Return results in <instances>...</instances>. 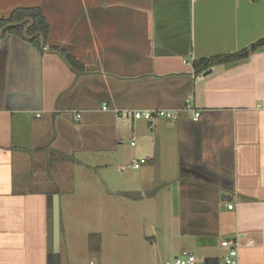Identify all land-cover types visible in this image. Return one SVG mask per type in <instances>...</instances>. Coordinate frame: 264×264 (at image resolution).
<instances>
[{
  "label": "crops",
  "instance_id": "0c3cea01",
  "mask_svg": "<svg viewBox=\"0 0 264 264\" xmlns=\"http://www.w3.org/2000/svg\"><path fill=\"white\" fill-rule=\"evenodd\" d=\"M31 6L50 24L45 48L0 37V264H85L89 256L97 261L89 264H160L183 251L218 264L227 239L238 240L240 264H264V48L206 77L193 67L264 38V0H0V17ZM146 109L181 113L152 126L133 121L132 135L118 127L117 111ZM130 135L128 160L138 154L145 166L167 168L169 181L140 190V200L96 181L102 194L75 186V165L91 175L106 169ZM85 154L97 161L76 158ZM49 195L59 197L61 233L59 259L51 261ZM113 197L173 203L168 229L138 209L102 211L95 230L73 226L74 215L92 221L90 204ZM146 225L152 231H142ZM91 234L100 236L95 253ZM112 234L118 252L106 244Z\"/></svg>",
  "mask_w": 264,
  "mask_h": 264
},
{
  "label": "rangeland",
  "instance_id": "374dc122",
  "mask_svg": "<svg viewBox=\"0 0 264 264\" xmlns=\"http://www.w3.org/2000/svg\"><path fill=\"white\" fill-rule=\"evenodd\" d=\"M55 1V0H51ZM65 1H70V0H65ZM32 3H38L39 0H31ZM130 124L123 126L122 124L119 123V128L121 130L125 131H130L128 128ZM131 134V133H129ZM132 135V134H131ZM130 135V136H131ZM133 136L130 138H127L126 140L123 141V145L120 146L118 149V152H113L111 154V162L110 165L106 169H99L96 170L95 174L91 175L86 172L85 168L79 165H75V186L76 187H83L86 189L90 190H97L98 194H102V192L98 191L94 186V182L96 181L99 186L105 184V187L109 190V192L113 193H123V192H139L140 190L146 191L148 189L150 190H156L158 188V185L161 183V181H169V178L171 176V171H169L167 168H162L161 170L152 168L151 164L148 165H142L141 168L139 169H130L128 168L124 172L118 171V167L120 166H127L131 163V160H128V157L130 154L135 151V147L131 146V140ZM139 155L136 154L134 155L133 159H139ZM96 155H91V154H85V155H76V158L84 160L85 163L90 164L92 162L97 161ZM145 158V157H144ZM133 160V161H134ZM90 162V163H89ZM180 174V172L178 173ZM98 196V195H97ZM114 196V195H113ZM122 199V198H121ZM110 205L105 204L103 201H96L94 206L90 204V210H93L96 212V219L89 221L87 218V215L84 214V212L80 213L78 216H73L72 221H73V226L78 227L79 231L80 230H95L100 228L101 220L99 217V213L102 211H109L111 210L112 212L128 209V210H134L138 209L141 210L149 215L148 222L154 221L156 226L163 230L168 229L169 227V222L171 221V216H172V210H173V203L171 204L169 201L166 199L162 198H155L153 200H146L144 202H141L139 204H132L131 202H126V199H122V202H120V199L117 197H113L111 199ZM127 203V204H126ZM81 207H85L87 209L88 204L80 202ZM93 206V207H92ZM157 213L152 215L151 213ZM111 216V222H112V227L113 228H118L119 227V219L114 216ZM154 217V218H153ZM157 219V220H156ZM142 231H152L149 226L142 227ZM160 231V230H159ZM79 235V234H78ZM111 239L106 241V244L108 247H111L113 249L112 252H118V238L115 237L113 234L110 235ZM163 238V237H162ZM161 237L158 238V245L164 246L166 240L164 238L162 239ZM79 241V240H77ZM76 241V242H77ZM83 243V240L81 241ZM84 243H87V240H84ZM73 245V244H72ZM117 250V251H116ZM117 256V255H116ZM90 260L97 262L94 257H90L85 259V264H89ZM173 260V259H172ZM169 260V261H172ZM199 257H197V261H199ZM168 261V262H169ZM160 264H165L160 262Z\"/></svg>",
  "mask_w": 264,
  "mask_h": 264
},
{
  "label": "trees",
  "instance_id": "16d2710c",
  "mask_svg": "<svg viewBox=\"0 0 264 264\" xmlns=\"http://www.w3.org/2000/svg\"><path fill=\"white\" fill-rule=\"evenodd\" d=\"M50 30V24L43 9L39 6L19 7L12 10L7 17H0V37L14 35L34 46L39 51L45 48ZM262 48H264V38L233 54L200 59L193 64V67L197 74H202L217 64L236 63L248 60L252 54ZM54 49L63 55L66 62L73 69L77 71H82L84 69L83 64L74 56L63 49ZM124 196L132 200H140L143 198V194L137 192L124 193ZM89 249L91 253L100 250L99 234H91L89 236Z\"/></svg>",
  "mask_w": 264,
  "mask_h": 264
},
{
  "label": "built area",
  "instance_id": "2783aa9c",
  "mask_svg": "<svg viewBox=\"0 0 264 264\" xmlns=\"http://www.w3.org/2000/svg\"><path fill=\"white\" fill-rule=\"evenodd\" d=\"M103 110H107V107L104 106ZM190 104H186L183 111H189ZM181 113L180 110H166V109H146V110H127V111H117L115 113L116 119L121 123L123 126L130 124L133 121H145L149 123L151 126L155 123L156 120L159 119H166L175 121L177 120L179 114ZM40 116V115H38ZM201 113L195 112L194 120L197 121L200 119ZM80 117V116H79ZM132 146L135 143H131ZM147 162V158H139L127 166H121L119 171L124 172L128 168L130 169H139L143 164ZM229 209H232L233 206L229 205ZM222 247L227 249L226 255L223 257L221 263L218 264H240L239 263V249L240 245L238 240L235 239H227L221 242ZM165 264H200L196 258L189 252L183 251L177 257H174L172 261L166 262ZM204 264V263H202Z\"/></svg>",
  "mask_w": 264,
  "mask_h": 264
},
{
  "label": "water",
  "instance_id": "95a60500",
  "mask_svg": "<svg viewBox=\"0 0 264 264\" xmlns=\"http://www.w3.org/2000/svg\"><path fill=\"white\" fill-rule=\"evenodd\" d=\"M212 73L209 69L203 73L206 77ZM60 208L58 195L48 196V257L51 259H59L60 256ZM205 264H215L208 261Z\"/></svg>",
  "mask_w": 264,
  "mask_h": 264
}]
</instances>
